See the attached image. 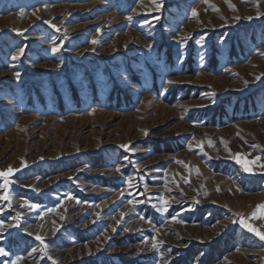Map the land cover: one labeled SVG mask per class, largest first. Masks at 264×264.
Segmentation results:
<instances>
[{
  "label": "rangeland",
  "instance_id": "obj_1",
  "mask_svg": "<svg viewBox=\"0 0 264 264\" xmlns=\"http://www.w3.org/2000/svg\"><path fill=\"white\" fill-rule=\"evenodd\" d=\"M156 2L0 0V264H264V0Z\"/></svg>",
  "mask_w": 264,
  "mask_h": 264
},
{
  "label": "snow or ice",
  "instance_id": "obj_2",
  "mask_svg": "<svg viewBox=\"0 0 264 264\" xmlns=\"http://www.w3.org/2000/svg\"><path fill=\"white\" fill-rule=\"evenodd\" d=\"M153 4H154L156 10H159V9L162 7V4H161V3H157L156 0H153ZM192 15H193V16H196V15H197V12L195 11V9H193V11H192ZM39 18H40V17L37 16V19H39ZM129 19H130V17H129ZM45 23H50V22H49V21H45ZM52 27H55V25H52ZM57 31H59V29H57ZM18 34H22V33H18ZM92 43L95 44L96 41H92ZM23 51H24L23 48L18 49L17 54H16L15 56H13L12 59H13V60L18 59L19 56L23 54ZM52 51H54V52H55V51H58V48H55V47H54V48L52 49ZM15 76H16L17 79H19V77H20V73H19V72H16V73H15ZM256 79H260V77H256ZM168 83H171V81H168ZM245 83H246V82H245ZM145 135H147L146 132H145ZM209 143H210V142H209ZM122 147H124L125 150H129V146H128V145H122ZM257 159H259V157H257ZM262 167H264V165H262ZM247 170H248V169L245 168V171H247ZM117 171H119V169H117ZM12 172H13V169H11V168H9L7 171H0V177H5V179H7V177H8ZM68 198H69V199H72L71 196H69ZM0 199L7 200L8 197H7V196H4V197H0ZM165 203H167V202L165 201ZM27 206H28L29 208H32V209H35V208H36V205H35V204H28ZM261 208H264V205H258V206H257L256 210L251 214L252 218H256V217H257V213L259 212V210H260ZM163 210H164V211H167V208H164ZM142 219H143V217H142ZM234 222H235V221H234ZM240 222H241L242 226L245 227V228H247L249 231H255V229L251 228L250 225H249L247 222H245V221H243V220H241ZM2 227H3V225L0 224V228H2ZM127 230H128V229H125V231H127ZM256 234H257V235H261V234L258 233V232H257ZM36 239L39 240V239H41V238H40L39 236H37ZM261 239H264V235H261ZM153 247H155V244H153ZM4 255H7V253L4 251V249L0 248V256H4ZM19 259H21V258L18 257L17 260H19ZM53 264H56V262H53Z\"/></svg>",
  "mask_w": 264,
  "mask_h": 264
}]
</instances>
